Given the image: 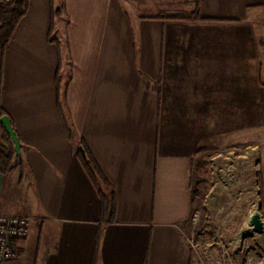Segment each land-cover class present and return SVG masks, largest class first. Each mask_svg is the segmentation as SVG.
Returning a JSON list of instances; mask_svg holds the SVG:
<instances>
[{"label": "crops", "instance_id": "crops-1", "mask_svg": "<svg viewBox=\"0 0 264 264\" xmlns=\"http://www.w3.org/2000/svg\"><path fill=\"white\" fill-rule=\"evenodd\" d=\"M28 1L0 100L25 170L0 173V212L49 227L5 264H219L220 239L190 238L186 222L204 157L208 195L221 172L255 168L264 219V0ZM83 143L115 196L108 224ZM13 185L26 190L15 209ZM248 239L264 253V233Z\"/></svg>", "mask_w": 264, "mask_h": 264}, {"label": "rangeland", "instance_id": "rangeland-1", "mask_svg": "<svg viewBox=\"0 0 264 264\" xmlns=\"http://www.w3.org/2000/svg\"><path fill=\"white\" fill-rule=\"evenodd\" d=\"M63 26L60 29L55 28L53 35L60 36ZM202 168L196 174L198 183L196 185V199L198 202L193 206L190 218L186 222V231L190 238L197 236L201 232L199 239H220V247L222 244L233 248L237 243L243 241L246 233L242 231V225L245 217L251 208L257 204L258 190L256 185V170L249 168L248 164L238 166V168L230 172H221L220 185L215 188L214 193L207 194L210 188L208 180L209 172H207V159L204 157L200 160ZM221 164V162H220ZM231 174V175H229ZM228 176V177H227ZM225 180V181H224ZM14 189L6 190L4 192V201L10 208L15 209V202L21 203L22 196L26 193L23 187L13 185ZM213 195V196H212ZM21 206V205H20ZM17 205V211L21 209ZM15 211V212H17ZM49 224L46 222L42 225L41 220L31 221L30 239L37 241L40 238V233L43 228L47 230ZM210 232L207 235V232ZM197 234V235H198ZM214 235V237H213ZM254 240H247L245 244H253ZM241 247L237 250H241ZM204 244L201 243L200 248L203 249ZM200 251V250H199ZM239 255V252L237 253ZM203 256V253H202ZM242 254L237 258L240 259Z\"/></svg>", "mask_w": 264, "mask_h": 264}, {"label": "trees", "instance_id": "trees-1", "mask_svg": "<svg viewBox=\"0 0 264 264\" xmlns=\"http://www.w3.org/2000/svg\"><path fill=\"white\" fill-rule=\"evenodd\" d=\"M28 0H3L0 1V100H1V84H2V72H3V59L6 47L12 38L14 29L20 19L26 14L28 8ZM62 8L56 7L53 11L52 24L55 16L61 14ZM161 18H183L188 19L184 13H170L168 15H161ZM194 18L204 19L201 16L200 10L195 13ZM6 112L1 106L0 101V117L5 115ZM0 130L3 131L5 139L0 142V173L7 175L19 169L21 174L20 178L24 176V161L19 157L14 148V143L9 136L8 132L0 122ZM69 134L72 130L68 129ZM82 147L85 151L78 149V155L82 162L84 169L88 176L94 183L98 190L101 200V219L105 224L111 223L115 219L116 212V200L113 193H106L103 189V185L106 183L105 178L101 172V169L93 157L88 146L83 143Z\"/></svg>", "mask_w": 264, "mask_h": 264}, {"label": "built area", "instance_id": "built-area-1", "mask_svg": "<svg viewBox=\"0 0 264 264\" xmlns=\"http://www.w3.org/2000/svg\"><path fill=\"white\" fill-rule=\"evenodd\" d=\"M31 221V217L28 216L0 212V264H5L16 255V242L29 235ZM246 222L248 218L245 217L242 227ZM243 232L252 233L248 230ZM240 247L241 242L233 248L222 244L219 264H264V253L255 241L253 244L243 243L241 250H237ZM239 251L242 254L240 259L237 258Z\"/></svg>", "mask_w": 264, "mask_h": 264}, {"label": "water", "instance_id": "water-1", "mask_svg": "<svg viewBox=\"0 0 264 264\" xmlns=\"http://www.w3.org/2000/svg\"><path fill=\"white\" fill-rule=\"evenodd\" d=\"M0 122L8 132L9 136L11 137L13 143L15 152L18 156H21L22 151V142L18 136V134L15 131V128L12 124L11 118L8 114H5L0 117ZM81 150L83 153H85L83 147H81ZM248 222H246L242 228V231H252L257 234H263L264 233V219L262 217L261 211H260V205H255L253 208H251L247 214Z\"/></svg>", "mask_w": 264, "mask_h": 264}]
</instances>
